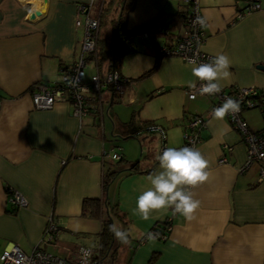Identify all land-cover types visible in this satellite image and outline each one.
<instances>
[{"label": "crops", "instance_id": "obj_1", "mask_svg": "<svg viewBox=\"0 0 264 264\" xmlns=\"http://www.w3.org/2000/svg\"><path fill=\"white\" fill-rule=\"evenodd\" d=\"M114 1L0 0V264L3 252L14 244L26 254L39 248L70 262L76 248L85 246L93 250L94 264H264V179L257 180L256 165L241 170L245 147L227 117L212 119V110L220 106L216 98L187 97L196 78L177 57L162 59L153 73L138 79L156 56L155 44L136 30L160 12H181L185 5L180 0H134L125 18L126 29L135 31L133 50L122 54L117 70L130 81L119 99L103 90L101 102H91L81 119L65 100L46 110L34 107L32 88L56 86L62 69L80 56L83 28L75 25L79 5L90 4L89 16L100 18L98 66L84 54L82 82L88 83L96 70L100 76L109 70L119 38L120 0ZM198 2L206 20L202 50L212 58L224 53L231 60V76L221 81L222 89L254 87L264 94V0L258 11L241 18L236 13L246 0ZM108 17L111 25L103 28ZM177 28L179 36L184 27ZM193 115L205 119L195 148L209 161L211 173L209 181L191 189L201 202L197 219L188 222L167 208L143 220L134 211L137 198L150 187L147 177L161 170L157 157L163 150L184 147L186 117ZM142 133L158 136L151 155L143 151ZM112 143L121 164L110 158ZM224 152L227 161L219 163ZM136 162L140 171H130ZM107 170L119 173L104 191ZM7 190L19 192L26 206L8 203ZM84 198L103 200L101 220L110 217L129 233V244L115 240L114 260L96 257L101 220L81 215ZM50 219L57 233L52 243H42ZM166 219L170 225L164 240L139 241Z\"/></svg>", "mask_w": 264, "mask_h": 264}, {"label": "built area", "instance_id": "obj_2", "mask_svg": "<svg viewBox=\"0 0 264 264\" xmlns=\"http://www.w3.org/2000/svg\"><path fill=\"white\" fill-rule=\"evenodd\" d=\"M185 6V28L178 36L173 44L166 42L157 45V53L159 55H169L178 57L188 63L190 58L195 57L198 63H208L212 56L202 50L205 41L202 26L194 23L196 18L202 17L198 0H180ZM260 0H247V6L244 11L238 12V17L250 14L260 8ZM90 4L79 5L77 8V16L75 25L83 28L82 38L80 42L81 53L77 60L64 67L61 71L60 82L56 86H37L31 92L33 105L36 109H50L54 103L65 100L72 106V114L79 119L86 116L90 109L91 102H101V93L103 90H110L118 98L124 91V84L128 83V79L120 78L118 72L114 69L108 70L105 75L100 76L96 70L88 83L82 82L83 68L85 66L84 54L94 52L96 49V40L99 31V17L89 16ZM126 42H128L132 33L130 30L125 33ZM96 66V65H95ZM196 88H188L186 90L187 97L190 100L195 99L199 94L200 81L196 80ZM228 92L224 89L214 97L217 104L221 105L225 98H232L240 102V111L233 115L226 116L230 126H232L239 134L240 140L245 147V162L242 171L252 165L258 168V178L260 182L264 179V129L260 131L252 130L246 121L242 118L244 110L252 107H258L262 112L264 119V94H260V101L253 97L258 94V90L254 87L242 88L236 87ZM209 96V95H203ZM205 119L199 115H193L187 122L186 132L183 134L184 146L194 147L200 141V130L204 128ZM163 138V132L160 131ZM224 151L229 152L230 148L224 146ZM223 153L219 159V163L227 161L226 154ZM112 160H118L120 155L117 152L110 154ZM8 203L16 208H23L27 202L25 198L17 191L7 190ZM57 226L48 221L43 234L42 243H52ZM82 248L90 249L85 246L76 248L75 260L70 262L65 258L50 254L42 249L36 248L30 254L24 253L17 245H12L1 255V264H94V252L84 257L81 253Z\"/></svg>", "mask_w": 264, "mask_h": 264}, {"label": "clouds", "instance_id": "obj_3", "mask_svg": "<svg viewBox=\"0 0 264 264\" xmlns=\"http://www.w3.org/2000/svg\"><path fill=\"white\" fill-rule=\"evenodd\" d=\"M194 23L202 27L206 26L203 17H197ZM191 74L200 81V95H217L222 91L221 81L228 80L231 76L230 58L219 53L208 63H198L195 57L188 60ZM190 87L196 88V83L190 82ZM240 111V102L230 97L212 110V119L224 120L226 116ZM177 135L182 133L181 129L174 130ZM160 171L150 174L147 180L150 187L143 191L137 198L135 213L143 220H148L150 214L161 209H172L174 214H179L186 221L192 222L197 219L196 213L201 206L199 199L191 190L200 186L210 179L209 161L198 149L194 147H167L157 157ZM109 231L114 238L122 244H129V233L126 229L110 224ZM158 233H147V239L154 241ZM84 257L91 255V250L82 248Z\"/></svg>", "mask_w": 264, "mask_h": 264}, {"label": "trees", "instance_id": "obj_4", "mask_svg": "<svg viewBox=\"0 0 264 264\" xmlns=\"http://www.w3.org/2000/svg\"><path fill=\"white\" fill-rule=\"evenodd\" d=\"M133 5H134V0H120V2H119L120 11H119L118 25H117L119 38L116 41V44L114 47V52H113L112 57L110 59L111 64H109V67H108L109 70L114 69L117 71L119 68V62H120L122 54H125L126 52L133 50L132 37L128 42H126V37H124L125 33L129 31L125 27V18H126L127 13L133 8ZM246 6H247V0H246L245 7ZM259 6H260V4H259ZM245 7L243 9H241L239 12L244 11ZM185 9H186V6H185ZM185 9H183L181 12L175 13V14H166L164 12H160L150 24L136 30L137 32L140 31V32L144 33L155 44L154 47H155V56H156V59L152 65V67L150 69H148L147 71H145L143 74H141L138 77V79L147 77L148 75L153 73L158 68V66L160 65V61L162 59H164L166 57H173V56H169V55H166V56L159 55L156 51L157 50L156 48H157V45L160 43L164 44L166 42H171L174 44L176 42V40L178 39V36L176 33V31L178 30L177 27H179V25H180V26H183L185 28V17H184L185 16L184 15ZM245 15H248V14H245ZM239 18H241V17H239ZM99 25H100V18H99ZM134 32L135 31H130V33H134ZM160 38H164V41L157 43L158 39H160ZM97 42H98V37L96 40L95 51L87 54L88 56H91L88 59L95 60L96 66H98L96 54L99 53V52L97 53ZM118 74H119V72H118ZM119 76H120V78H123L120 74H119ZM33 89L34 88H32V90ZM232 89L233 88L226 90V91L231 92L230 90H232ZM258 91H259L258 94L256 96H254L253 98L260 101V94H263V92L260 90H258ZM114 96H115V94H114ZM253 109H257L259 111L261 118H262V121L264 123L262 112L260 111V109L258 107H252L250 109H246V110H244V112L248 111V110H253ZM186 119L188 122L190 120V117L189 118L186 117ZM127 125H129V124H127ZM146 125H148V123H146L145 126ZM186 126H187V123L185 124L184 132H186V128H187ZM202 129L200 130V133H201ZM263 129H264V127L261 130H263ZM257 131H260V130H257ZM117 153L119 154V152H117ZM116 162H117V164H121L123 162L121 155H120V158ZM139 169H140L139 168V162L133 163L130 167V171H140ZM152 171H153V168L149 169L147 172H152ZM118 173H119V171H114V170H107L105 172V174L103 176V180H102V190H104V191L106 190V188L108 187V184L112 181V179ZM102 205H103V200H101L100 198H84L81 202V215L84 217L98 218L101 220ZM116 213H118L117 210H116ZM122 216H124V214H122ZM100 222H101V226H100V232H99V247H98V253H97L98 255L96 257L97 258H99V257L103 258V256H106V257H109L110 260H114V256H115L116 251H117V246L115 245L116 239L114 238L113 234L109 231V227H108L110 224H112L111 218L107 217V219H103ZM169 225H170V223H169L168 219L163 220L161 222H156L147 233H149V232L158 233L159 235H158L157 240H164L166 238L167 233H168ZM147 233L140 238V240H139L140 242H144V241L148 240L147 239Z\"/></svg>", "mask_w": 264, "mask_h": 264}, {"label": "rangeland", "instance_id": "obj_5", "mask_svg": "<svg viewBox=\"0 0 264 264\" xmlns=\"http://www.w3.org/2000/svg\"><path fill=\"white\" fill-rule=\"evenodd\" d=\"M114 2L117 4L118 1L115 0ZM115 3H113V4H115ZM110 13H109V17H110ZM237 15H238V12L236 13V17H238ZM109 17L107 18L108 21L106 20L105 24L103 25V28L104 27H108L109 28V26L111 25V22L109 21L110 20ZM104 20H105V16H104ZM89 66H91V65L89 64ZM245 115L248 117V123H249L250 128L252 130L257 131V130L261 129L263 122H262L261 115H260V113H259V111L257 109L248 110V111H246ZM142 128H141V132H142ZM139 140L141 141L144 153L145 154L148 153V155H151L152 152H154V150L156 148L157 141H158V136L155 133H152V134L151 133H142V135L140 136ZM113 146H117V144L112 143L110 145L109 154H111L113 152H119L118 148L117 147L115 148ZM119 211L120 210H118V212Z\"/></svg>", "mask_w": 264, "mask_h": 264}, {"label": "water", "instance_id": "obj_6", "mask_svg": "<svg viewBox=\"0 0 264 264\" xmlns=\"http://www.w3.org/2000/svg\"><path fill=\"white\" fill-rule=\"evenodd\" d=\"M38 14V13H37Z\"/></svg>", "mask_w": 264, "mask_h": 264}]
</instances>
